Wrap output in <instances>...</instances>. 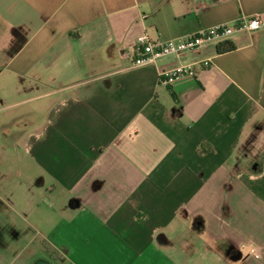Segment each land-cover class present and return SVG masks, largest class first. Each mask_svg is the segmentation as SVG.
I'll list each match as a JSON object with an SVG mask.
<instances>
[{
    "label": "crops",
    "instance_id": "0c3cea01",
    "mask_svg": "<svg viewBox=\"0 0 264 264\" xmlns=\"http://www.w3.org/2000/svg\"><path fill=\"white\" fill-rule=\"evenodd\" d=\"M254 16L264 0H0V264H264V28L133 65L140 35Z\"/></svg>",
    "mask_w": 264,
    "mask_h": 264
},
{
    "label": "built area",
    "instance_id": "2783aa9c",
    "mask_svg": "<svg viewBox=\"0 0 264 264\" xmlns=\"http://www.w3.org/2000/svg\"><path fill=\"white\" fill-rule=\"evenodd\" d=\"M264 28V17H241L233 24H220L210 28L200 29L186 35L178 42H154L146 34L136 38L134 44L135 57L134 66H143L155 63L166 57L181 58L186 54L197 53L205 44H220L235 33H252ZM202 68L210 66L209 60L199 62ZM195 71L191 65L180 66L172 70L161 71L159 81L165 85H171L186 75H194Z\"/></svg>",
    "mask_w": 264,
    "mask_h": 264
},
{
    "label": "trees",
    "instance_id": "16d2710c",
    "mask_svg": "<svg viewBox=\"0 0 264 264\" xmlns=\"http://www.w3.org/2000/svg\"><path fill=\"white\" fill-rule=\"evenodd\" d=\"M234 50V46L229 42H224L222 44H219L217 47L218 53H228Z\"/></svg>",
    "mask_w": 264,
    "mask_h": 264
}]
</instances>
